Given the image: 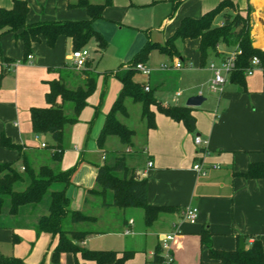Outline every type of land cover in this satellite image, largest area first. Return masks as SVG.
<instances>
[{"label": "crops", "instance_id": "0c3cea01", "mask_svg": "<svg viewBox=\"0 0 264 264\" xmlns=\"http://www.w3.org/2000/svg\"><path fill=\"white\" fill-rule=\"evenodd\" d=\"M155 1L112 0V3L103 10L102 19L96 20L93 26L103 34L108 43V36L99 29V25L115 23L116 32L124 27L140 29L136 26L138 22L133 12L141 10L145 5H152ZM217 1L220 0L188 1L184 7H179L173 17H163L158 28L169 29L163 30V41L174 32L182 18L198 17L201 15L198 13L213 8ZM233 1L242 12L246 9L247 3L252 6V45L262 49L264 0ZM189 2H192L191 5L195 9L193 15L188 14ZM12 3L13 0H0V7L9 9ZM28 6L27 23L87 18L84 8H69L68 0H28ZM218 24H221V21ZM149 40L141 37L139 33L134 34L122 56L115 50V59L121 64L124 63L125 59L133 56ZM188 41L194 45L193 58L183 55L180 49V44ZM109 42H113V39ZM177 49L179 56L167 58L170 63L179 60L181 68L151 70L141 81L148 82L155 88L157 100L164 105L168 103L162 101L159 96H167L169 92L175 97L179 92L180 70L191 66L201 67L197 39L178 41ZM72 50L71 40L64 36H59L52 48L41 40L32 45L29 54L32 58L23 61V40L20 37L16 38L12 33H6L0 38V137L8 136L13 143L22 145V152L33 167H36L35 161L30 159L28 153L35 149H46L41 143L52 144L53 140L49 134L36 136L33 133L30 109L46 105L48 81L62 79L68 88H76L83 84L85 76L80 71L86 67L82 69L73 67L70 57ZM218 52H221L220 49ZM87 61L90 62L89 67L93 68L92 60L88 58ZM210 61L219 62L220 57H211L206 63ZM124 66L125 64L123 68ZM72 72L74 75L78 74L76 79H72ZM99 74L93 95L99 93L101 96L105 86ZM245 82L243 90L227 80L229 86L224 87L219 93L217 110L198 109L205 98L199 106L192 107V114L196 119L194 132H189L182 122L173 121L157 111L154 128H147L143 122L142 131L138 135L133 128L135 134L132 144L128 145L126 150L132 153L134 143L139 144L141 148L132 153L136 156L134 164L130 166L125 160L126 165L134 169L139 178L146 179L149 204L179 208V211L160 213L150 225L144 222L142 209L134 210L136 211L134 218H125L126 211L110 205L112 199L110 192L106 195V202L109 204L105 206L101 204L99 198L86 194V189L95 186L97 166L105 163L107 152L105 147L100 148L97 144L106 114L99 112L100 105H97L95 100H90L89 95L87 105L79 113L77 122L64 128V153L59 162L54 161L56 163L54 168L59 170L78 165L72 176V183L66 188L69 207L96 217L93 222L97 225L95 229L87 224L75 225L96 231L80 241V245L91 250H114L118 253L133 251V255L125 264H217L209 261L206 249L200 244L198 232L202 228H207L211 232L213 247L217 249L237 248L240 237L243 238L245 248L253 238L260 239L264 244V178L246 179L238 175L246 171L251 162L264 161L262 71L246 75ZM111 84L110 82L109 85ZM157 91L160 95H156ZM108 96L109 93L106 95L104 107ZM181 96L182 93L178 96V102ZM178 102L176 104L185 105ZM152 109L155 107L152 106ZM92 116L97 119H91ZM120 116L127 117L121 114ZM66 128H69L68 133H65ZM195 135L207 140V145H195L193 141ZM113 140L117 138L109 137L105 145ZM48 152L51 158L50 151ZM149 161L152 162L150 167L147 166ZM5 162H14L16 167L23 168L16 150L0 146V164ZM195 163L201 166L204 174L193 169ZM96 207L98 211L109 212L112 218L106 221L101 219V215L95 212ZM188 207L197 208V221L194 223H182L183 211ZM47 208V202L36 207L26 206L16 216L8 213L7 206L3 209L0 215V257H15L24 264H53L56 238L46 233H36L37 221L47 212ZM171 233L174 234V238L168 241V249L163 251L161 239L163 235ZM156 248L159 249L158 257H155ZM164 254L171 257L169 263H165ZM78 258L80 259L79 255ZM58 264H76L74 255L62 253ZM85 264L96 263L87 260Z\"/></svg>", "mask_w": 264, "mask_h": 264}, {"label": "trees", "instance_id": "16d2710c", "mask_svg": "<svg viewBox=\"0 0 264 264\" xmlns=\"http://www.w3.org/2000/svg\"><path fill=\"white\" fill-rule=\"evenodd\" d=\"M179 1V0H177ZM112 0H68V7L84 8L87 18L83 20H49L27 23L29 12L28 0H13L9 9L0 7V38L6 33H12L23 40V61L31 52L34 43L43 40L52 48L59 36L71 40L73 50L83 48L90 40H94L98 50L106 49L108 43L103 34L96 30L93 23L102 19L103 10ZM252 6L242 12L233 0H220L213 8L198 17L186 16L181 19L174 32L163 42L147 41L128 61V69H120L115 75L121 83V89L114 100L109 113L97 138L100 148L105 147L109 137H116L122 144H132L135 130L124 124L119 115H128L126 99L141 106V119L147 128L155 127V111L164 114L173 121L182 122L189 132H194L196 119L192 107L186 105H164L155 96V88L148 82L139 81L140 74L135 65H146L149 54L153 50L165 54L169 58L179 56L177 42L186 39L198 40L200 65L206 64L208 58L217 55V48L224 44L239 50L229 74V82L245 90V70L250 66L251 59L256 56L264 67V51L252 45L251 39ZM221 21V24L218 22ZM227 55L220 54L224 59ZM87 61L85 67L88 68ZM80 72L84 75L83 84L76 88H68L62 79L48 81V91L45 93L46 105L30 109L31 129L36 136L49 134L52 144L44 143L52 161L59 162L64 153V128L78 120L81 110L87 105V98L95 90L97 76H92L88 69ZM263 79H264V71ZM148 87L146 91L144 88ZM264 92V88H263ZM60 100V102H59ZM152 106L155 109H152ZM0 146L16 150L22 161L23 170L18 171L14 162L0 164V215L7 206L8 213L16 216L23 207L40 205L47 202V212L42 214L36 224V233H46L56 238L53 249V264H58L62 253L74 255L76 264H85L91 260L96 264H125L133 255V251L118 253L114 250H91L82 245L94 230L83 229L74 225L89 224L96 220L93 215L69 207V197L66 188L72 183V176L77 164L65 170H59L48 164L33 167L22 152L23 146L13 143L8 136L1 135ZM246 179L264 178V161L251 162L246 171L238 173ZM111 193L110 205L119 209L140 208L144 222L150 225L160 213L179 211L178 207L169 205H151L147 201V181L139 178L134 169H130L122 155H115L111 165L106 163L97 166L95 186L86 189L87 195H93L106 202L107 193ZM200 244L207 251L209 261L217 264H264V244L260 239L253 238L248 247L232 250L213 247L211 232L202 228L199 232ZM246 238V237H245ZM159 249L156 248L158 257ZM78 255L81 259L78 258ZM0 264H24L15 257H0Z\"/></svg>", "mask_w": 264, "mask_h": 264}, {"label": "rangeland", "instance_id": "374dc122", "mask_svg": "<svg viewBox=\"0 0 264 264\" xmlns=\"http://www.w3.org/2000/svg\"><path fill=\"white\" fill-rule=\"evenodd\" d=\"M188 1L192 0H156L152 5H145L141 8L139 11H132L135 14V20L138 22L136 26L140 29H131L129 27H124L123 29L115 31V23H108L105 25H99V29L104 32L108 36V47L103 52L98 50L96 47V44L94 40H90L83 48L87 49L88 51V58L92 60V67H89L88 71L92 73V76L99 75L102 76L104 83H102L105 86L104 93L100 96V94H94L91 93L90 100H95L97 105L99 106V112H104L105 114L109 113L111 106L113 104V100L117 98L118 92L121 89V83L118 77L115 75L116 71L120 69H128V61L132 58V56L125 59L124 63H120L115 59L114 52L117 50V54L119 56H122L128 44L132 41V38L134 34L139 33L141 37H144L145 39H150L149 41H163V30L167 31L169 29H159L158 25L159 22L163 17L171 18L177 12L180 6L184 7ZM218 2V1H217ZM242 3V1H240ZM239 3V4H240ZM192 2H189L190 9L189 13L190 15L195 14L194 6L191 5ZM201 11L198 13L199 15L202 14ZM197 14V15H198ZM70 20H77V19H70ZM115 31V33H114ZM113 34V35H112ZM111 36V37H110ZM113 39V42H109ZM180 49L183 55L189 58H193L195 55V49L194 45L191 41H188L184 44H180ZM217 49H220L222 52H218L216 56H210L208 60H210L211 57L218 58L220 54L229 53L234 50L233 46H225L224 44H221ZM103 52V54H102ZM207 60V61H208ZM123 64H125L123 68ZM163 64H170L169 59L166 55L161 54L158 51H151L150 58L146 63V67L150 70L159 69L161 65ZM94 69V70H93ZM171 70V69H168ZM259 72V71H257ZM78 74H73L72 72V79H76ZM178 91L182 93V96L179 99L180 103H185L186 99L190 96H193L195 94H201L205 101L202 103L201 106L197 107L198 109H204L207 111H213L218 109V99H219V93L211 92L209 89V83L210 79L212 78V71L208 69V63L201 65V67L197 66H191L187 69L180 70L178 74ZM174 76V75H173ZM146 78V76L139 74L138 79L142 81V79ZM177 78V77H176ZM110 82L112 83L111 85ZM70 84V83H69ZM229 84L224 85V87L228 88ZM74 88V87H73ZM110 94L108 96V101L104 107L105 101H106V95ZM156 95H160L159 91H157ZM167 96H159L162 101H165V103H168L170 105L176 104L178 101L174 99L171 93H167ZM112 98V99H111ZM178 100V99H177ZM99 102V104H98ZM178 102V103H179ZM126 106L128 108V116L127 117H121L119 115V119L128 125L130 128H134L137 131V135L141 133L142 131V123L143 120L141 119V106L139 103H134L130 99H126ZM104 108V111H103ZM97 117H91V119ZM94 122V121H93ZM93 124V123H92ZM87 125H90V123H87ZM89 127V126H88ZM69 128L65 130V133H68ZM139 144H133L132 146V153H135V151H138ZM105 148L107 150L106 152V160L105 163L108 165H111L114 161L115 155L123 154L125 156L126 163L128 165H132L135 162L136 156H134L131 152H127L126 148L127 146L122 144L118 139L113 140L112 142H109L105 145ZM141 148V147H140ZM32 161H35L36 167L39 166V164H48L49 166H55V162L51 160L49 156V152L47 149H35L33 152L28 153ZM33 156V157H32ZM42 160V161H41ZM39 162V163H37ZM140 164V161L138 162ZM78 166V165H77ZM77 168V167H76ZM18 171L22 172V169L20 167H17ZM95 207V206H94ZM116 209V208H115ZM113 209V210H115ZM135 209L140 208H128L124 211H126L125 218H134L135 217ZM99 209L96 207L95 212L101 215V219L109 220L112 218V215L109 214V212L105 211H98ZM141 210V209H140ZM122 211V210H121ZM133 212V213H132ZM182 223H190L185 217H183ZM103 220V221H104ZM197 221V220H196ZM90 228L95 229L96 224L95 223H89L87 224ZM75 226V225H74Z\"/></svg>", "mask_w": 264, "mask_h": 264}, {"label": "built area", "instance_id": "2783aa9c", "mask_svg": "<svg viewBox=\"0 0 264 264\" xmlns=\"http://www.w3.org/2000/svg\"><path fill=\"white\" fill-rule=\"evenodd\" d=\"M264 51V46L261 49ZM237 53H240L239 50H233L232 52L228 53V55L221 59L219 62L210 61L208 63V68L210 71H212V78L210 79L209 83V89L212 92L215 93H221L224 89V85L226 84L228 80V76L230 74L231 67L233 65V60ZM88 51L85 48L72 50L71 52V60L72 65L75 69H82L85 67V64L88 59ZM32 58L31 55L27 56V59L30 60ZM182 67V64L179 60L174 61L170 64H163L161 65L160 69L162 70H168V69H179ZM135 69L139 71L141 75L148 76L150 74V69L146 67V65L138 63L135 65ZM255 71H264V67L260 65V60L258 57L254 56L250 61V66L245 70V75H251ZM146 91L148 90V87L145 86L144 88ZM180 95L179 92L176 93L174 99L177 101L178 96ZM195 145L198 146H204L207 145V140L202 139L199 135H195L193 139ZM41 146H44V143H41ZM152 165V162L149 161L147 163V166L150 167ZM23 169V168H22ZM193 169L196 172H199L201 174H204L205 171L202 170L201 166L198 163H195L193 165ZM183 217H185L190 223H194L197 218V208L196 207H188L183 211ZM174 238V234H167L163 235L161 239V249L166 251L168 249V241H171ZM171 257L164 254V261L165 263H169L171 261Z\"/></svg>", "mask_w": 264, "mask_h": 264}, {"label": "water", "instance_id": "95a60500", "mask_svg": "<svg viewBox=\"0 0 264 264\" xmlns=\"http://www.w3.org/2000/svg\"><path fill=\"white\" fill-rule=\"evenodd\" d=\"M203 100H204V97L202 95H200V94L193 95V96H190L187 98L185 105L190 106V107L199 106ZM238 248L239 249L245 248L244 241H243L242 237H240V239H239Z\"/></svg>", "mask_w": 264, "mask_h": 264}]
</instances>
